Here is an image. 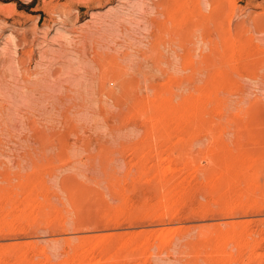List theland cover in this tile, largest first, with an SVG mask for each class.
<instances>
[{"label": "rangeland", "instance_id": "374dc122", "mask_svg": "<svg viewBox=\"0 0 264 264\" xmlns=\"http://www.w3.org/2000/svg\"><path fill=\"white\" fill-rule=\"evenodd\" d=\"M0 264H264V0H0Z\"/></svg>", "mask_w": 264, "mask_h": 264}, {"label": "bare ground", "instance_id": "6f19581e", "mask_svg": "<svg viewBox=\"0 0 264 264\" xmlns=\"http://www.w3.org/2000/svg\"><path fill=\"white\" fill-rule=\"evenodd\" d=\"M211 29V28H210ZM201 39V38H200ZM206 43V42H205ZM217 47V46H216ZM204 66V65H203Z\"/></svg>", "mask_w": 264, "mask_h": 264}]
</instances>
